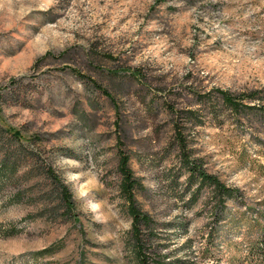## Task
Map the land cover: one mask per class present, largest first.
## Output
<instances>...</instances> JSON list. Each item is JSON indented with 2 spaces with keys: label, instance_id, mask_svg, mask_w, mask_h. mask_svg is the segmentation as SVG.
<instances>
[{
  "label": "rangeland",
  "instance_id": "rangeland-1",
  "mask_svg": "<svg viewBox=\"0 0 264 264\" xmlns=\"http://www.w3.org/2000/svg\"><path fill=\"white\" fill-rule=\"evenodd\" d=\"M215 90H258L264 108V0H0V264H132L119 150L163 253L240 264L264 225V125ZM181 155L234 199L186 190ZM46 167L78 220L63 217Z\"/></svg>",
  "mask_w": 264,
  "mask_h": 264
},
{
  "label": "trees",
  "instance_id": "trees-1",
  "mask_svg": "<svg viewBox=\"0 0 264 264\" xmlns=\"http://www.w3.org/2000/svg\"><path fill=\"white\" fill-rule=\"evenodd\" d=\"M157 1L161 3L163 0ZM215 93L216 97L220 99L222 106L234 113L236 117H244L245 115L259 112V115H262V124L264 125V108L259 105L262 102L260 91L254 90L233 95L228 91L215 90ZM262 95H264V92ZM7 131L15 141L22 140L19 131L13 129ZM177 143L179 148L183 150L182 139L177 138ZM181 158V163L185 168L186 190L189 191L195 186L194 193L196 194L202 188L207 187L210 190L209 199H212L217 206H223L234 199L237 190L228 187L218 177L202 169L201 165L196 164L192 160L189 161L185 156L181 155ZM116 170L118 174V192L125 203L126 213L130 218L128 248L131 263L190 264L189 262L176 259L175 256H172V253L162 252L161 245L167 247L169 244L162 243L165 240L159 234V231L162 230V227L159 226L161 224L140 207L137 196L144 191V187L130 168L129 156L121 150L118 151ZM43 176L56 187V195L62 206L63 217L73 219L74 221L78 220L74 214V201L68 186L49 167L44 169ZM215 216H217V211H215ZM253 226L248 230L252 240L245 246V254L243 248L240 250L241 256L244 254L243 258L238 261L240 264H264V225L258 224L256 221ZM165 227H171L176 233L183 230L185 226L180 223L169 222ZM213 235L212 232H208L207 237H213ZM209 248L210 245H207L203 249L202 254L208 253Z\"/></svg>",
  "mask_w": 264,
  "mask_h": 264
}]
</instances>
